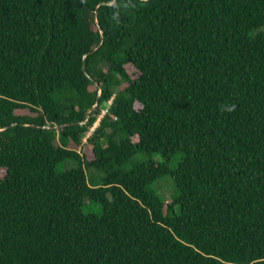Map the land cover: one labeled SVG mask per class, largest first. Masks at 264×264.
<instances>
[{"label":"trees","instance_id":"1","mask_svg":"<svg viewBox=\"0 0 264 264\" xmlns=\"http://www.w3.org/2000/svg\"><path fill=\"white\" fill-rule=\"evenodd\" d=\"M0 264H264V0H0Z\"/></svg>","mask_w":264,"mask_h":264},{"label":"rangeland","instance_id":"2","mask_svg":"<svg viewBox=\"0 0 264 264\" xmlns=\"http://www.w3.org/2000/svg\"><path fill=\"white\" fill-rule=\"evenodd\" d=\"M128 70L131 74L135 73V69L133 67H128ZM58 129V127H57ZM87 146L91 148L88 142ZM150 158L144 154L140 153L129 165L128 168H131L134 164H141L146 161H148ZM155 159L158 161H161L160 156H155ZM70 165H74L73 162H68ZM67 163V166L69 165ZM66 164V163H64ZM59 165L57 167L58 173L64 172L67 168L66 165ZM102 176L101 172L96 171L95 169H89L87 170V177L89 182L92 185H96L97 181L99 178ZM157 193L162 197V199L166 202H171L173 199V195L175 194V186L171 180V178L167 177L165 180L158 181L154 187H153ZM84 213L86 214H95V215H102L103 213V206L100 203H91L90 201L86 200L85 201V206H84Z\"/></svg>","mask_w":264,"mask_h":264},{"label":"water","instance_id":"3","mask_svg":"<svg viewBox=\"0 0 264 264\" xmlns=\"http://www.w3.org/2000/svg\"><path fill=\"white\" fill-rule=\"evenodd\" d=\"M117 1V0H116ZM104 42V41H103ZM103 44V43H102ZM102 44L100 45V47L102 46ZM84 70H85V72H86V69H85V62H84ZM87 75H88V73H86ZM89 76V75H88ZM98 106H99V98H98V101H97V103L95 104V106L94 107H92L89 111H87V113H86V117H87V119H86V121L83 123V124H86V123H88L89 121H90V118H91V113L94 111V110H96L97 108H98ZM15 125H11L9 128H12V127H14ZM31 126H33V127H43V128H47V129H57V127H55V126H53V127H50V126H36V125H31ZM58 128H61V127H58Z\"/></svg>","mask_w":264,"mask_h":264},{"label":"built area","instance_id":"4","mask_svg":"<svg viewBox=\"0 0 264 264\" xmlns=\"http://www.w3.org/2000/svg\"><path fill=\"white\" fill-rule=\"evenodd\" d=\"M109 104L111 105L112 103L110 102ZM108 112H109V107L102 110V113L98 118V121L94 124V126L90 129L89 133L84 138V142H87L88 138L93 135L94 131L99 126L101 120L107 115Z\"/></svg>","mask_w":264,"mask_h":264}]
</instances>
